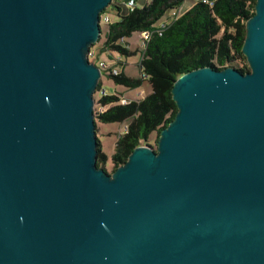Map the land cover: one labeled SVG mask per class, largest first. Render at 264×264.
Here are the masks:
<instances>
[{
  "label": "water",
  "instance_id": "95a60500",
  "mask_svg": "<svg viewBox=\"0 0 264 264\" xmlns=\"http://www.w3.org/2000/svg\"><path fill=\"white\" fill-rule=\"evenodd\" d=\"M112 0H0V264H264V0L250 71L175 82L154 149L97 166L89 60Z\"/></svg>",
  "mask_w": 264,
  "mask_h": 264
},
{
  "label": "trees",
  "instance_id": "16d2710c",
  "mask_svg": "<svg viewBox=\"0 0 264 264\" xmlns=\"http://www.w3.org/2000/svg\"><path fill=\"white\" fill-rule=\"evenodd\" d=\"M130 0H112V3L129 2ZM135 3L138 0H134ZM257 0H197L187 11L174 19L162 30V34L154 32L145 48L132 51L125 43L135 32L154 31L155 25L168 10H178L184 0H151L143 7L136 5L115 22H108L106 40L98 53L107 51L114 59L113 53L124 56L140 51L141 77L134 78L123 71L112 73L123 61L112 63L110 73L113 80L128 88H136L149 80L152 92L144 99L121 103V94L106 93L99 99V104L109 106L95 116L102 123L129 121L128 130L119 133L115 152L112 154L113 172L126 163L135 148L148 145L157 148L161 131L174 120L178 106L173 98L172 89L176 80L183 74L201 67L211 66L218 70L233 67L243 73L250 71L243 45L247 35V21L255 14ZM119 13L121 8L118 6ZM106 11V10H105ZM92 51V49H91ZM96 53V54H98ZM95 54V55H96ZM90 54L89 60L91 61ZM100 59L93 61L96 65ZM92 62V61H91ZM147 75V78L144 77ZM102 90V80L98 84ZM95 120V129L98 125ZM153 133L157 136L151 139ZM97 166L107 171L108 155L102 149L97 136ZM109 173V172H108Z\"/></svg>",
  "mask_w": 264,
  "mask_h": 264
},
{
  "label": "rangeland",
  "instance_id": "374dc122",
  "mask_svg": "<svg viewBox=\"0 0 264 264\" xmlns=\"http://www.w3.org/2000/svg\"><path fill=\"white\" fill-rule=\"evenodd\" d=\"M195 0H184V3L182 6L175 10L179 13H184L187 11ZM197 1V0H196ZM151 2V0H138L136 2V5L139 7H143L146 3ZM118 6L121 8V13H119ZM130 11L129 6L126 2H119L115 5V3H111L106 11H104L101 16V30L102 34L98 42L91 45L90 50L96 51V53L99 52V49L104 45L106 40V33H107V27L108 23L105 20V15H107L112 22L118 21L120 19V15H125ZM172 13V10H168L165 14V16L162 18L164 20L168 16H170ZM127 42L130 45V48L132 51H136L140 48L142 37L139 32H135L130 38L127 39ZM97 55L100 59L106 60L109 63H113V58L110 57L109 52L104 51L101 53H98L94 56H92L90 59L91 61L97 60ZM113 56L116 58H121V60L124 62V65H117L116 68L120 70V72H124L126 75L134 78H140L141 77V68H140V61H141V52L138 51L136 54H132L129 56H124L119 52H114ZM102 89H105L108 93H119L121 96L125 97L129 100H139L144 99L146 96L151 94L152 92V85L150 84L149 80H146L143 82V84L136 88H128L122 84L116 83L113 78L109 77L107 74H103L102 76ZM101 90H96L94 93L95 98V104H94V114L95 111L99 112L100 104L99 99L102 96ZM95 120L98 119L95 116ZM130 122L126 121L123 123L118 122H109V123H102L100 121H97L98 129L96 132V135L100 138L102 143V149L104 153L108 155V162H107V171L112 174L113 173V163L111 161L112 154L115 152L116 149V143L119 139V133L123 131L125 126H127ZM157 134L153 133L151 136V139L154 140L156 138Z\"/></svg>",
  "mask_w": 264,
  "mask_h": 264
},
{
  "label": "built area",
  "instance_id": "2783aa9c",
  "mask_svg": "<svg viewBox=\"0 0 264 264\" xmlns=\"http://www.w3.org/2000/svg\"><path fill=\"white\" fill-rule=\"evenodd\" d=\"M203 1H204V2H209V0H203ZM127 5L129 6V9H130V10H134L135 7H136V3H135L134 0H130L129 2H127ZM181 14H182V13H179V12H177V11H175V10H172V13H171L170 16H168V17L165 18L164 20L161 19V20L155 25V28H156V29H155L154 31L145 30V31H141V32H139V33L141 34V37H142V42H141L140 48H145V47L147 46V43H148V41L151 39V37H152V35L154 34V32H158L159 34H162V30H163V28H165L168 24H170L174 19L178 18ZM164 16H165V15H164ZM104 17H105V20H106L107 23H108V22H112V21L110 20V18H109L107 15H105ZM101 18H102V16H101ZM120 43L124 44L127 48H130V45L127 44V43H125V40H124V39L120 40ZM90 54H91L92 56H94V55L96 54V51H94V50L91 51V50H90ZM113 60H114L113 63H117V62H119V61H122L121 58H116V59H115V57H114ZM123 65H124V64H123ZM98 66H99L100 69H101V78H100V80H102V76H103V74L110 73L111 70L108 71V69H110L111 63H109V62L106 61V60H101V61L99 62V64H98ZM112 73H114V74L117 75V74L120 73V70H118L116 67H114V68L112 69ZM144 77L147 78V75H144ZM101 91H102V94H106V93H108V92H106L105 89H102ZM131 101H132V100L126 99L125 97L122 96L121 103H123V104H127V103H130ZM108 107H109V106H102V105H100V109H99V111H100V112H103V111H105ZM127 130H128V126H125V128L123 129V131L120 132V135H121V134H124L125 132H127Z\"/></svg>",
  "mask_w": 264,
  "mask_h": 264
},
{
  "label": "crops",
  "instance_id": "0c3cea01",
  "mask_svg": "<svg viewBox=\"0 0 264 264\" xmlns=\"http://www.w3.org/2000/svg\"><path fill=\"white\" fill-rule=\"evenodd\" d=\"M195 2H196V0L194 1V3H195ZM194 3H193V4H194ZM193 4H192V5H193Z\"/></svg>",
  "mask_w": 264,
  "mask_h": 264
}]
</instances>
